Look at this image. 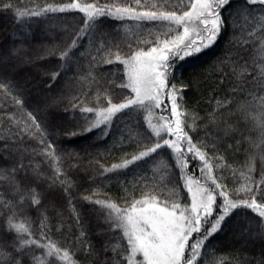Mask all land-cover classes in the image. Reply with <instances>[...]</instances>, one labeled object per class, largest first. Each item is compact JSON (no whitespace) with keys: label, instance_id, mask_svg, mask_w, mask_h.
Segmentation results:
<instances>
[{"label":"snow or ice","instance_id":"1","mask_svg":"<svg viewBox=\"0 0 264 264\" xmlns=\"http://www.w3.org/2000/svg\"><path fill=\"white\" fill-rule=\"evenodd\" d=\"M0 10L14 11L18 22L69 10L83 14L79 31L59 52L60 63L57 70L50 73V79L55 82L63 72L71 70L72 62L86 57L96 61L90 62L88 73L79 77L81 81H87L90 88H96V106L73 105V109L79 108L83 123L75 126L79 131L67 136L70 139L97 131L101 134L99 138L103 139L120 116L132 113L137 119L132 122L129 117L128 139L137 147L144 141L139 151L125 153L119 163L101 165L99 176L90 178L93 182L99 180L103 184L110 175L118 177L130 168H138L154 155L164 153L158 162L153 163L151 179L137 177L130 186L124 182L125 195L122 198L84 197L87 203L98 206L99 215L106 225L100 229V235L104 237L100 246L92 243L91 239L83 245L84 251L93 256L94 264H225L234 254L217 255L210 242L215 235L235 227L232 223L234 217L235 223L248 222L245 234L258 238L264 251V170L256 180L252 175L255 165L250 163L246 171H239L243 183L230 188L226 183L228 176L224 173L230 170L235 180L238 169L229 165L224 155L217 154V144L222 137L208 132L200 137L191 134L197 131L200 117L195 112L189 113L183 102V91L188 85L181 82L178 86L175 82L182 62L212 48L231 28L233 35L229 48L236 45L237 50L226 52L223 59L217 57L214 64L221 71L223 66L231 65L234 87L230 91L239 95L248 93L252 97L250 101L238 104L237 108L245 121H251L260 132L256 147L261 149L260 158L264 160V0H172L171 3L169 0H151L150 3L147 0H112L106 3L70 0L59 4H32L26 8L15 7L12 0L7 3L0 0ZM105 18L155 24L157 27L147 32L154 38H137L135 46L128 41H118L104 31ZM125 31L128 32L127 29ZM85 36L92 37L89 47L76 56L74 50L80 46L81 37ZM124 44L127 50H124ZM147 44L151 46H143ZM249 45L253 47L250 49ZM22 47L14 46L6 53H0V90L12 96L20 107H23L21 88L13 79L11 70L13 61L22 55ZM240 60L243 64L238 66ZM100 62L123 65V79L116 86L118 91L127 92L123 98L113 96L111 91L121 70L113 72L109 87L102 89L101 79L94 74ZM13 93L17 95L13 96ZM234 102L232 98H217L216 108L208 114L210 124H224L223 128L217 127V132H223V138L232 132L233 125L217 120L216 112L231 108ZM141 113L142 124L139 120ZM26 115V120H18L15 113H8L7 126L0 120V180H7L14 191L22 188V181L18 178L21 173L26 180L45 178L40 170L41 164L34 163L37 156L43 157L56 170L55 176L47 177L53 183L65 174L60 167L65 159L81 158L80 152L74 148H60L58 141L53 139L54 133L32 111H27ZM189 115L191 124L188 123ZM13 128L16 130L12 131ZM59 133L60 129H55V135L59 136ZM239 144L237 141L235 146L228 147L238 148ZM26 159L28 163H25ZM193 165L199 167V176L192 170ZM176 170L179 176L172 187H168L165 182L170 181L172 172ZM65 183V180H59L60 185ZM138 186L139 197L135 195ZM69 187L64 191L68 192ZM31 191V203L39 206V193L35 189ZM162 196L165 198L161 199ZM118 199L123 203H118ZM0 201L3 202L0 215L4 210L10 213L2 227L8 233L16 234L11 245L13 251L0 246V264H24L19 254L26 246L44 250L41 256H32V264H77L68 248L47 239L46 216L41 220L40 236L47 242H42L35 238L28 222L30 218L17 221L16 204L12 200L5 201L0 195ZM24 201L25 197H21V202ZM73 212L77 223H81V213L74 204ZM81 235L87 237L88 233L81 229ZM109 251L111 255L107 254ZM52 257L58 261L50 259ZM246 260V257L241 260L236 254L232 264H246ZM259 264H264V258Z\"/></svg>","mask_w":264,"mask_h":264},{"label":"trees","instance_id":"2","mask_svg":"<svg viewBox=\"0 0 264 264\" xmlns=\"http://www.w3.org/2000/svg\"><path fill=\"white\" fill-rule=\"evenodd\" d=\"M4 2L7 3L8 0H4ZM67 2L70 0H12L13 5L19 8H26L32 4ZM81 2L91 3L93 0H81ZM106 2H112V0H99V3ZM147 2L150 3L151 0H147ZM169 2L171 3L172 0ZM82 16V13L69 10L64 13L49 14L47 17L25 18L18 22L14 11L0 10V53H6L14 46H23L22 55L13 61L14 67L11 70L13 79L21 88L20 99L23 100V107L16 105L12 96H8L0 90V120H3L4 126H7L8 113H15L18 120H26L27 111H32L44 126L54 133L53 139L58 141L60 148H74L80 152L81 156L80 159L73 158L63 161L60 167L65 174L60 175L55 183L47 177L55 176L56 170L43 157L37 156L34 163L41 164L40 170L45 174V178L40 181L26 180L21 173L18 177L22 181L20 191H14L7 180H0V195L5 201L12 200L16 204L17 221L25 217L30 218L28 222L35 238L47 242L40 236L41 220L46 216L47 219L44 220V223L47 226L45 229L47 239L58 243L62 248H68L77 264H94L93 256L84 251L83 245H86L91 239L92 243L100 246L104 240V237L100 235V229L106 225L103 224L99 215L98 206L87 203L84 197L93 196L94 199L122 198L125 195L123 191L124 182L130 186L135 183L137 177L151 179L153 175L152 165L154 162H158L164 153L154 155L151 160L140 164L138 168H130L118 177L110 175L107 180L103 181V184L99 180L93 182L90 179L99 176L101 165L110 166L112 163H119L124 158L125 153L132 154L139 151L144 146V141H141L137 147L136 143L128 139L129 117H131L132 122L137 119L132 113H125L124 116H120L110 126L109 134L103 139L99 138L101 134L97 131L70 139L67 136L68 133L79 131V128L75 126L83 123L79 108L73 109V105L79 104L80 107L85 106V104L90 107L96 106V88H90L87 81L79 79L80 76L88 73L89 63H96V61H90V58L86 57L72 62L70 71L63 72L55 82L50 79V73L56 71L57 65L60 63L59 52L71 43V38L75 37L76 32L79 31ZM156 27L155 24H138L132 19L113 20L105 18L104 31L109 32L118 41H128L135 46L137 38L153 39L154 37L148 36L147 32ZM237 33H239V29ZM232 35L230 28L222 34L212 48L205 50L196 58L189 57L182 62L175 82L178 86L181 82L188 85L183 91V102L189 113L195 112L200 117L197 121V131L191 134L194 137H200L208 132L212 136L222 137L217 144L216 152L219 155H224L227 163L238 169L235 180H233L230 170H226L224 173L228 176L226 181L228 186L236 188L243 183L239 171H246L250 163L255 165L252 175L256 180H259L260 173L264 170V160L260 158L261 149L256 147L260 140V132L251 121H245L243 114L237 108L238 104L250 101L252 97L248 93L239 95L230 91L234 87L231 65L223 66L221 71V68L214 64L217 57L223 59L226 52L237 50L236 45L229 48ZM90 39L92 37H81L80 46L74 50L76 56L88 49ZM53 46H56L55 51H52ZM143 46L150 47L151 45ZM123 47L124 50H127L126 44ZM252 47L253 45H249L250 49ZM242 64L243 61L240 60L238 66ZM122 68L123 65L118 63L106 65L100 62L94 73L101 79V88L103 89L109 87L108 81L113 79L112 73L120 69L121 71L115 79V85L111 86L113 96L120 98L127 94L126 91H118L116 87L123 79ZM225 73L228 75H224ZM222 80L223 82H221ZM194 81H199V83L196 84ZM50 84L51 87H49ZM259 94L258 92L257 95ZM12 95L15 96L17 93ZM217 98H232L235 101L231 108L225 107L216 112L217 120L226 121L233 125L232 132L226 138H223V132H217V127H224L223 123L219 125L209 123L208 114L216 108L215 101ZM139 120L142 124L143 113L140 114ZM188 123H192L191 115L188 117ZM205 125H207L206 128ZM57 128L60 129L59 136L55 135ZM15 130V128L12 129V131ZM237 141L240 142L238 148L228 147L229 145L235 146ZM209 142L211 143V138H209ZM25 163H28L27 159ZM170 163L174 164V161H170ZM192 170L197 176L200 175L198 166L193 165ZM178 176V170L172 172L170 181L165 182L167 186L172 187ZM59 180H65L66 183L60 185ZM69 182H71L70 187ZM65 187H69L68 192L64 191ZM31 189H35L39 193V206L31 203L33 196ZM135 195L139 197L140 186L137 187ZM21 197H25L24 202H21ZM164 198V196L161 197V199ZM117 202L123 203L122 199H118ZM2 203L0 201V207H2ZM73 204L76 210L81 213V223L76 221ZM9 214L7 210H4L3 214L0 215V246H6L7 251L11 252L13 251L12 241L16 239V234L15 232L8 233L2 227ZM235 222L236 217L233 218L232 222L235 227L215 235L211 239L210 247L215 246L217 255L233 253L235 256L238 254L241 260L247 258L246 264H259L260 260L264 258L260 240L245 234V229L248 228L247 221ZM81 229L88 233L87 237L81 235ZM43 253L44 250L36 246H26L24 252L19 255L24 264H32V256H41ZM107 254L111 255V252L109 251ZM234 256H229L225 264H232ZM50 259L58 261L56 257ZM58 264H64V262H58Z\"/></svg>","mask_w":264,"mask_h":264}]
</instances>
